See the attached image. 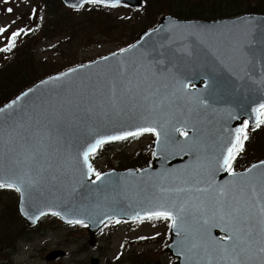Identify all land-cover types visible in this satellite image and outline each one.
<instances>
[{"label":"water","instance_id":"1","mask_svg":"<svg viewBox=\"0 0 264 264\" xmlns=\"http://www.w3.org/2000/svg\"><path fill=\"white\" fill-rule=\"evenodd\" d=\"M61 1L70 8L91 3ZM130 2L141 5L139 0ZM113 3L116 0L98 2L109 6ZM120 4L124 5V0ZM261 34L264 15L247 14L210 22L165 15L157 27L129 48L41 80L0 107L4 110L0 112V166L5 177L27 170L34 163L31 177L37 181L36 187L26 190L23 197L18 193V211L25 224L33 227L52 211L65 217L57 216L64 224H68L67 219H83L88 223L92 244L94 234L105 222L132 221L136 212L158 202L182 203L190 194L174 189L199 186L210 190L205 201L190 202L193 215L186 216L182 234H177L178 229L169 230L165 252L175 259L172 264H208L210 257L203 250L191 251L185 239L203 237L212 252V264H226L228 258L220 260L219 250L227 233L220 227H209L205 234L202 220L212 222L213 198L220 188L228 192L229 198L245 199L251 193L246 190L242 195L241 187L264 179V168L260 167L244 176L247 169L264 160L234 172L235 178L218 164L235 130L244 121L252 128L260 119L254 109L264 103ZM125 86L132 88L131 93H125ZM113 89L119 112L111 107ZM130 95L134 97L131 101ZM160 101L163 106L154 107ZM49 119L54 128L59 126L60 134L44 141L42 154L33 162L29 157L35 143L26 145L16 133L10 136L9 125L23 121L24 129L19 130L23 133L25 129L34 131L37 121L42 126ZM146 123L162 125L169 136V141L162 142L159 148L155 139L153 152L158 155L153 156L151 165L138 172H104L103 180L93 184L82 161L87 144L98 136L135 130ZM175 128L186 130L188 137ZM161 139L164 141L163 136ZM53 176L58 179L53 180ZM161 185L173 191L161 194ZM41 211L48 214L40 216ZM37 216L39 219L33 222ZM215 222L220 223L218 219ZM220 238L224 241L218 245ZM58 254L62 253L51 252L45 260H53ZM262 262L264 257L254 248L247 264ZM91 264H98V260L92 259Z\"/></svg>","mask_w":264,"mask_h":264},{"label":"rangeland","instance_id":"2","mask_svg":"<svg viewBox=\"0 0 264 264\" xmlns=\"http://www.w3.org/2000/svg\"><path fill=\"white\" fill-rule=\"evenodd\" d=\"M50 3H54L60 9H66L61 0L60 3L50 0ZM42 4H44L43 0H8L7 4L4 0H0V28H7V32L0 33V49L8 46L10 42L8 38L12 32L24 30L15 40V44L23 41L19 47L14 46L10 51H0V64L7 60L1 67L6 63L7 66L12 60L16 61L23 46L25 50L22 56L30 54L27 61L41 63V66L29 71L34 75L41 73L40 70L43 69L45 71L42 73L47 74L51 71H62L75 65L86 64L119 51L118 47L130 40L133 32L144 25V21L137 18L140 14L138 9L117 8L109 15L94 13L90 16L78 15L74 10H70L72 11L70 13L50 10L47 14L57 16L61 14L60 18H56V22L61 24L57 23L55 27H52L47 22L41 29L40 23L44 19L45 12ZM7 8H12L13 12H7ZM33 9L36 10L35 14ZM166 11L159 17L158 23L162 16L170 15ZM132 16L134 18L129 21L122 19L123 17L129 19ZM90 18L88 26L86 22ZM121 20L127 21L130 26L124 27L119 22ZM77 28H79L78 32L70 37V29ZM24 64H19V67L21 68ZM5 96L2 94L1 100ZM152 143L151 135L145 134L122 146L121 144L110 145L106 148L104 155L94 161L93 165L100 171L119 168L120 165L117 164L119 157L125 160L135 157L138 152L144 157L150 154L151 159ZM121 165L123 167L126 165L123 160ZM8 202V197L0 196V207ZM169 224L170 222L166 220L110 222L106 224V227L104 226L100 235L97 234L99 240L95 249L98 253H96L97 256H93L94 252L88 245L86 227L62 225L58 218L49 217L39 222L36 233L29 239L16 240L8 258H0V264H60L61 262L90 264V257H96L100 264H131L129 260H133L136 264L135 262L141 261L143 256L149 258V264H155L157 261L160 264H172L174 259L164 251L169 242ZM93 240H95L94 236ZM93 242L95 244V241ZM55 251L59 253L62 251L65 254H58L56 258L60 259L57 261H45L46 255ZM1 261L4 262L1 263Z\"/></svg>","mask_w":264,"mask_h":264},{"label":"snow or ice","instance_id":"3","mask_svg":"<svg viewBox=\"0 0 264 264\" xmlns=\"http://www.w3.org/2000/svg\"><path fill=\"white\" fill-rule=\"evenodd\" d=\"M91 3H98L100 0H88ZM4 3L7 4L8 0H4ZM120 4V0H116V3L111 4V7H117ZM124 6L126 7H138L139 5L131 4L130 0H124ZM7 12L12 13V8H7ZM35 9H33V14H35ZM23 29L12 32L9 39V44L7 47L0 49V51H10L15 45V40L18 36L21 35ZM7 32V28H0V33ZM262 40H264V34H261ZM264 55V53H262ZM264 63V61H261ZM56 79H61L57 77ZM131 81H129V85ZM209 85H205L208 87ZM185 87H187L185 85ZM125 93H131L132 88L130 86H125ZM157 92L159 89L156 90ZM27 95V93H25ZM112 103L111 107L113 111H121L120 105L115 101V90L113 89L112 96L109 98ZM133 96H129V100H133ZM145 100L148 99L147 96L144 97ZM175 103V101H172ZM162 107L163 101H160L154 107ZM9 108L12 105H8ZM135 107V105H133ZM3 109H0V112H3ZM255 112L260 115H264V103L259 105V108L254 109ZM261 124H264V120L257 118L255 128L260 127ZM53 121L48 120L47 123L41 126L40 121H37L34 126V131H29L25 129L24 132H20V129H24L23 121L9 125L11 132L16 133L20 140H22L26 145H30L33 142L36 147L32 150L30 155V160L36 162L38 157L42 154V149L44 148V141L51 140L53 135L60 134V128L57 125L55 128L52 126ZM187 127V125H185ZM249 124L247 121L243 122L242 127H239L235 130L234 138L227 144V146L221 152L218 158L219 167L228 172L229 175L235 178V173L233 172V163L236 161L237 156L244 151V143L248 140L247 129ZM175 131L179 132L180 135L188 137V132L186 130H181V128H175ZM150 133L156 137V145L159 148L162 142L169 141V136L166 131L163 130V126H157L153 124H143L136 127L135 130H125L116 134L107 135V136H98L94 142L87 144L86 148L82 152V161L83 164L87 167V173L90 175H95V180H92L93 184H96L98 181H102L103 177L99 172H95L89 163L91 156H94L97 153V150L101 149L104 145L110 144L118 141H125L129 138L138 139L140 136ZM3 134V129L0 128V136ZM162 136L164 141H162ZM39 138V139H37ZM158 152L154 151L153 156H157ZM34 166V163L33 165ZM32 166L27 170H20L19 172H11L10 175L5 177L3 173V168L0 166V189L7 188L9 190H14L21 194L23 197L26 190L36 187L37 181L31 177ZM260 167L264 168V162H261L259 165H253L251 168L247 169L244 173V176H247L253 171V169ZM53 180L58 179L53 176ZM184 183H188L184 181ZM246 190L250 191L251 195L249 198L241 199L237 196H232L229 198L228 192L224 188H220L216 192L214 199V214L212 217V222L210 223L209 219L205 218L202 220V224L205 226L204 231L207 234L209 227H220L225 233H227V240L223 242L220 252V260H226V264H247V258L249 253L255 248L256 251L264 257V179H261L259 183H248L241 187V194H246ZM173 189L165 188L161 185L159 192L161 194L171 192ZM177 193H189V197L182 203L177 204L175 200L171 203L158 202L154 206L143 209L136 212L132 217L134 221L139 220L143 222L144 220H166L170 221V229H178L177 234H182L184 232L183 224L187 215H193L190 210V202L194 199L198 202H204L206 199V194L210 191L208 188H202L199 186L194 187H176L174 189ZM198 193L199 195L192 196L191 193ZM48 213L41 211L40 216L47 215ZM53 216H60L61 219L65 217L61 216L59 212L52 211L50 213ZM203 215V213H202ZM195 218V217H194ZM36 219H39V216L33 219L35 222ZM111 219V217H109ZM219 220L220 223H216V220ZM66 222L70 225H81L82 227H88L83 219H67ZM101 224L104 223V220L99 221ZM115 223H120L119 219L115 220ZM105 226H107L105 224ZM159 235V234H157ZM186 240L190 243V250L199 252L203 250L204 254L209 256L208 264H212V252L210 251L208 244L204 241L203 237L191 236L185 237ZM224 238L216 241L219 245ZM258 246V248L256 247ZM219 264V261H218ZM264 264V262H262Z\"/></svg>","mask_w":264,"mask_h":264},{"label":"trees","instance_id":"4","mask_svg":"<svg viewBox=\"0 0 264 264\" xmlns=\"http://www.w3.org/2000/svg\"><path fill=\"white\" fill-rule=\"evenodd\" d=\"M60 3V0H56ZM143 5L138 9L139 15L137 18L144 21V25L133 32L132 37L125 43H122L118 48L125 49L132 45L144 32L154 28L158 24L159 17L168 12L170 15L183 20H205L212 21L224 18H234L244 14H262L264 15V0H141ZM42 4L44 12V19L40 23L41 29L45 23H50V26L55 27L57 23L56 18H60L56 14H47L52 11H63L64 13H70L72 11L68 9H60L54 3H50V0H43ZM169 2L170 4H165ZM115 9V7H107L97 4L85 5L82 9L75 11L76 14L82 16H90L94 13H102L109 15ZM127 9V8H125ZM165 10V11H164ZM83 12V13H82ZM127 15V14H123ZM129 16V15H127ZM134 18V16L128 18L127 21ZM91 18L86 22L89 26ZM123 20L119 21L124 27L130 26L128 22ZM52 27H50L52 29ZM124 29V28H123ZM77 29H70V37L73 36ZM87 30V29H86ZM85 30V31H86ZM120 33V32H119ZM44 37L46 35H43ZM23 42V41H22ZM17 43L14 46L19 47L22 43ZM30 46V45H29ZM28 46V48H29ZM30 49V48H29ZM25 50V46L21 48V51L17 57V60H12L7 66L6 64L1 67L6 61L0 64V96L6 95L4 98H0V106L7 103L9 100L17 96L20 92L29 88L39 80L52 75L57 72L51 71L47 74H43L45 71L40 70L38 74H31L29 71L39 66L41 63L28 60L29 53L22 56ZM31 50V49H30ZM9 60V59H8ZM9 60V61H10ZM8 61V62H9ZM25 63L21 68L19 64ZM6 66V67H5ZM5 67V68H4ZM264 120V115H262ZM248 140L244 143V151L241 152L236 161L233 163V171L242 170L251 163L264 160V124L260 127L253 129H247ZM124 161L126 165L131 167H142L149 163L150 156L146 157L138 152L135 157L122 159L118 161V165H121V161ZM0 196H6L9 198V202L0 207V258H8L9 252H12L14 242L16 240L26 241L37 231V226L29 228L25 225L23 219L17 211V196L14 190L7 188L0 189ZM5 259V260H6ZM4 261H1L3 263ZM131 264L133 260H129ZM136 264H149V258L143 256L141 261L135 262Z\"/></svg>","mask_w":264,"mask_h":264},{"label":"flooded vegetation","instance_id":"5","mask_svg":"<svg viewBox=\"0 0 264 264\" xmlns=\"http://www.w3.org/2000/svg\"><path fill=\"white\" fill-rule=\"evenodd\" d=\"M97 243H98V242H95V244H94L93 246L90 247V250H91L92 252H94V255H93V256H97L96 253H98L97 250L95 249V245H96ZM90 258H91V257H90ZM90 258H89V259H90ZM56 261H57V260H56ZM99 262H100V261H99ZM60 264H63V262H61Z\"/></svg>","mask_w":264,"mask_h":264}]
</instances>
